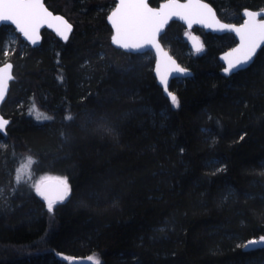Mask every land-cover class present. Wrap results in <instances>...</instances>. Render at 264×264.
<instances>
[{
    "label": "trees",
    "instance_id": "trees-1",
    "mask_svg": "<svg viewBox=\"0 0 264 264\" xmlns=\"http://www.w3.org/2000/svg\"><path fill=\"white\" fill-rule=\"evenodd\" d=\"M204 1L229 23L264 10V0ZM45 3L74 31L63 42L44 30L39 47L18 46L8 60L0 264H68L60 255L100 264H264V248L244 250L264 236V47L249 68L226 76L219 57L237 44L232 34L194 28L204 43L197 53L185 25L171 22L161 41L193 72L171 83L174 107L157 83L154 55L111 44L107 12L117 0ZM9 28H0V66ZM25 159L34 176L68 179V199L51 212L15 178Z\"/></svg>",
    "mask_w": 264,
    "mask_h": 264
},
{
    "label": "snow or ice",
    "instance_id": "snow-or-ice-1",
    "mask_svg": "<svg viewBox=\"0 0 264 264\" xmlns=\"http://www.w3.org/2000/svg\"><path fill=\"white\" fill-rule=\"evenodd\" d=\"M262 13L246 11L247 19L242 25H230L221 23L213 9L202 0H168L160 8L154 9L149 6L148 0H119L115 10L108 19L115 30L112 43L121 49L139 52L147 47H152L160 54V61L156 65L163 90L170 98V104L179 107V100L175 94L168 91V78L172 73L186 75V70L176 64L167 53L163 51L158 36L173 17L183 20L190 29L193 24H202L217 31L233 32L239 37V46L227 53L224 59L227 61L225 73L245 69L255 55L257 49L264 44V19H259ZM10 21L16 29L27 38L33 45L39 39V30L42 26L52 28L67 39L71 31V25L63 17L54 16L42 3V0H0V22ZM192 46L197 53L203 50V45L195 36H189ZM12 65L9 63L0 67V101H3L7 92L8 82L13 79L11 74ZM39 119V117H37ZM44 119H49L44 117ZM66 119L71 120L68 116ZM9 122L0 118V132L6 129ZM21 180L20 176L16 177ZM35 192L47 201L49 212L54 204L64 202L71 193L67 177H45L40 183L34 185ZM258 245H264V236L259 240L249 241L245 248L255 249ZM94 264L100 261L89 257Z\"/></svg>",
    "mask_w": 264,
    "mask_h": 264
},
{
    "label": "water",
    "instance_id": "water-1",
    "mask_svg": "<svg viewBox=\"0 0 264 264\" xmlns=\"http://www.w3.org/2000/svg\"><path fill=\"white\" fill-rule=\"evenodd\" d=\"M118 2H119V0H117V4H116V6L118 5ZM167 2H168V0H165V1L161 2L158 6H152V5L150 4V0H148V4H149V6L152 7V8H154V9H158V8H160L164 3H167ZM202 2L208 4V5L213 9V11H214V13H215V15H216V18H217L221 23L230 24V25H236L237 27H239L240 25H242V24L244 23V21L247 19V17L245 16V12H246V11H253V10H248V9L243 11V13H242L243 21H242V23H239V24H237V23H233V22L229 23V22H225V21H222V20H221V18H220V17L218 16V14H217L216 9H215L210 3H208V2H206V1H204V0H202ZM42 3H43L44 6L48 9V11L51 12L54 16L63 17L64 20H66V21L68 22V24L71 25V31L68 33V37H67L66 40L63 39V37H61V36L55 31V26H53L52 28H49V27H47L46 25H45V26H42V27L40 28V30H39V39H38V41H37V43H36L35 45H33L29 40H27V38L23 37V35H22L21 33H19V31L16 29L15 25L12 24L10 21H3V22H0V28H1L2 26H12V27H14V28L17 30V32L21 35L22 39L25 40V41L30 45V47H32V48L39 47V46L42 44V42H43V34H42V33H43L44 30H48V31H50V32H53L54 34H56V35L60 38L61 41H63V42H67V41L70 39V37H71V35H72L73 31H74V25H73V24H72V23H71V22H70V21H69L64 15L59 14V13H55L54 11H52V10L47 6V4L45 3V0H42ZM180 3H187V0H180ZM116 6H115V7H116ZM115 7L112 9V11L115 10ZM112 11H111V12H112ZM111 12H110V13L108 14V16H107V23H108V25L110 26V28L112 29V36H113V35H115V30H114V28L112 27L111 21L108 19V17L110 16ZM253 12H260V13H262V15H261L260 17H258V18H259V19H264V10L253 11ZM175 21H176V22H179V23H181V24H183V25H185V27H186L187 30H189V31H192L194 28H199V29H201V30H204L206 33H212V34H217V35L232 34V35L235 37V39H236V41H237V44H236L233 48H231V49L227 50L226 52H224L223 54H221L220 57H219L220 62H221V63L223 64V66H224V69H225V67H227V61L224 59V57L226 56L227 53L231 52L233 49H235L236 47H238V46H239V43H240V41H239V37H238L235 33H233V32H228V31H217V30H215V29H210V28H208V27H206L205 25H202V24H193V26L189 29L188 26H187V24H186L183 20H180L178 17H173L171 20H169V22L167 23V25L164 26L163 30H162L161 33L159 34V36H158V42H159L161 48L163 49V51L167 53L168 57H171V59L174 60V61L176 62V64L179 65L181 68L185 69V70H186V73H187L186 75H179V74H177V73H172V74L169 76V78H168V91H169V92H172L173 94H175V93L171 90V83H172L174 80L186 79V78H189V77H192V76H193V72H192L190 69H188V68L182 66V65L179 63V61H178L175 57H173V56L171 55V53L169 52V50L165 47V45H164V44L162 43V41H161V37L165 34V32H166L168 26L171 24V22H175ZM112 36H111V44H112L115 48L120 49V50H122L123 52L129 53V54H133V55H134V54H146V53H148V52H151V53L154 55V57H155L154 75H155V77H156V80H157L158 85H159L160 87L163 88V85L160 83V80H159V74L156 72V65H157V63H158V62L160 61V59H161L160 54H158V53L156 52V50H155L154 48H152V47H147V48H145V49H143V50H141V51H139V52H136V51H130V50H125V49H121L118 45H114V44L112 43ZM189 36H195V37H197V38L200 40V42L202 43L203 47H204V44H203L201 38H200L197 34L192 33V34H190ZM189 36H188V39H187L188 45H189L190 49H191L193 52H196V51H195V48L192 46V41L189 39ZM263 47H264V44H262V45L257 49V51H256L255 55L253 56L252 60L249 62V64H248L247 66H245V69L249 68V67L253 64V62H254V60H255V58H256V55L258 54V52H259ZM9 63L12 65L11 74H12V77H13V79H14V65H13V63H12L11 61H7L6 63H4L3 65H1L0 67H4L5 65H7V64H9ZM245 69H243V70H245ZM240 71H241V70H240ZM236 72H239V71H233L232 73L229 74V73H225V71L223 70V73H224L226 76H230V75H232V74H234V73H236ZM13 79H11V80L8 82V85H7V92H6V95H5L4 100H3V101H0V118H3L4 120H7L8 122H9V119H7V118H5V117L3 116L2 112H1V109H2V107H3V104L5 103V101H6L7 98H8V95H9L10 90H11V82L13 81ZM163 91H164V90H163ZM164 94H165L166 97H168L167 94H166L165 92H164ZM175 95H176V94H175ZM168 98H169V97H168ZM169 99H170V98H169ZM8 125H9V123H8L7 126H6V129H7ZM6 129H5V130H6ZM67 199H68V198H67ZM67 199H66V200H67ZM66 200H65V201H66ZM44 201H45V200H44ZM45 203L47 204V201H45ZM57 203H60V202H57ZM57 203H56V204H57ZM261 237H262V236H261ZM259 238H260V237H258V238H252V239H250L249 241H252V240H259ZM249 241H247L246 244H247ZM262 248H264V245H258V246L255 247L254 250L262 249ZM244 250H245V251H251V250H253V249H252V248H248V249H246L245 246H244ZM69 263H70V264H94V262H93L92 260H89V259H82V258H79V257H72V258L69 260Z\"/></svg>",
    "mask_w": 264,
    "mask_h": 264
},
{
    "label": "rangeland",
    "instance_id": "rangeland-1",
    "mask_svg": "<svg viewBox=\"0 0 264 264\" xmlns=\"http://www.w3.org/2000/svg\"><path fill=\"white\" fill-rule=\"evenodd\" d=\"M115 6L112 5L108 9L107 13L109 14ZM193 33H195V31H193ZM189 34H190V32L188 31L186 36H188ZM197 35L202 39L200 34H197ZM26 45L30 46L25 40L22 39L21 35L17 32V30L14 27L9 28L6 35H5V38H4L5 59L3 60L2 63H5L6 61L9 60V57L12 54H14V52L16 51L18 46H20V49L23 50L26 48ZM22 104L26 105L25 108H27V106L29 105L28 101L22 102ZM3 132L5 134V131H3ZM5 146H6V142L0 141V149H4ZM32 166H33L32 160L25 159L23 164L21 165L20 169L19 170L17 169V172L15 173V178L17 176H20L21 180L18 182L23 184L25 186V188H28V186L29 187L31 186L35 191L34 185L40 183L42 180H44L45 177H52V178L56 177V176H49V175H42V174L34 176L33 171H32ZM54 206H55V204H54ZM245 245H246V243L244 244V246ZM59 257L63 261H65L67 263L69 262V257H67L65 255H60Z\"/></svg>",
    "mask_w": 264,
    "mask_h": 264
},
{
    "label": "flooded vegetation",
    "instance_id": "flooded-vegetation-1",
    "mask_svg": "<svg viewBox=\"0 0 264 264\" xmlns=\"http://www.w3.org/2000/svg\"><path fill=\"white\" fill-rule=\"evenodd\" d=\"M243 21V20H242ZM242 21L240 22V23H242ZM237 24H239V23H237Z\"/></svg>",
    "mask_w": 264,
    "mask_h": 264
}]
</instances>
